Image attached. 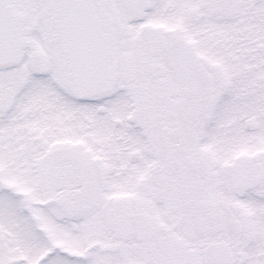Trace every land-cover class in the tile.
<instances>
[{"label":"snow or ice","instance_id":"snow-or-ice-1","mask_svg":"<svg viewBox=\"0 0 264 264\" xmlns=\"http://www.w3.org/2000/svg\"><path fill=\"white\" fill-rule=\"evenodd\" d=\"M0 264H264V0H0Z\"/></svg>","mask_w":264,"mask_h":264}]
</instances>
